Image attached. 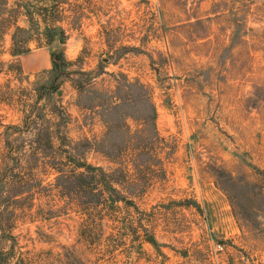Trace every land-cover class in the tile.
<instances>
[{"label": "rangeland", "instance_id": "374dc122", "mask_svg": "<svg viewBox=\"0 0 264 264\" xmlns=\"http://www.w3.org/2000/svg\"><path fill=\"white\" fill-rule=\"evenodd\" d=\"M0 264H264V0H0Z\"/></svg>", "mask_w": 264, "mask_h": 264}, {"label": "built area", "instance_id": "2783aa9c", "mask_svg": "<svg viewBox=\"0 0 264 264\" xmlns=\"http://www.w3.org/2000/svg\"><path fill=\"white\" fill-rule=\"evenodd\" d=\"M216 248H217L218 250H222V244H221V243H218V244L216 245Z\"/></svg>", "mask_w": 264, "mask_h": 264}]
</instances>
